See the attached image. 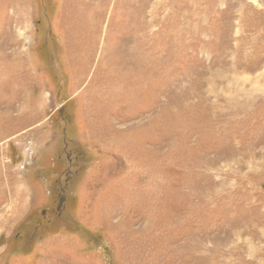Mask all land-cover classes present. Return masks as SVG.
<instances>
[{
	"label": "rangeland",
	"instance_id": "374dc122",
	"mask_svg": "<svg viewBox=\"0 0 264 264\" xmlns=\"http://www.w3.org/2000/svg\"><path fill=\"white\" fill-rule=\"evenodd\" d=\"M0 264H264V0H0Z\"/></svg>",
	"mask_w": 264,
	"mask_h": 264
}]
</instances>
